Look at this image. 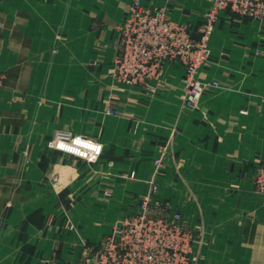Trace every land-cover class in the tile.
Returning <instances> with one entry per match:
<instances>
[{
	"label": "crops",
	"instance_id": "1",
	"mask_svg": "<svg viewBox=\"0 0 264 264\" xmlns=\"http://www.w3.org/2000/svg\"><path fill=\"white\" fill-rule=\"evenodd\" d=\"M131 1L0 0V58H14L4 63L12 80L3 89L29 90L18 104L35 106L25 117L16 106L6 110L0 97V264L78 260L129 216L153 180L165 196L175 187L192 224L204 219L212 232L235 234L238 247L212 253L209 264H264V203L252 182L255 162L264 157V19L221 13L198 73L211 84L188 108L179 62L165 63L147 87L114 79L117 24ZM142 3L166 7L198 36L212 2ZM24 43L37 64L16 61ZM95 55L104 62L89 69ZM73 135L99 140L101 157L88 162L48 145ZM173 145L179 170L166 156L169 168L158 171L155 159ZM187 186L195 198L189 204ZM197 201L207 213H199ZM245 203L254 210L241 211ZM245 216L248 227L231 220ZM258 230L255 252L247 254L242 234Z\"/></svg>",
	"mask_w": 264,
	"mask_h": 264
},
{
	"label": "rangeland",
	"instance_id": "2",
	"mask_svg": "<svg viewBox=\"0 0 264 264\" xmlns=\"http://www.w3.org/2000/svg\"><path fill=\"white\" fill-rule=\"evenodd\" d=\"M132 2L133 0L131 1L128 8L124 12L122 19L117 24L118 37L114 45L116 47V55L114 57V67H113V77L115 80H117L115 77L116 61L118 60V58L122 53L121 50V39L123 32L122 27L124 26L125 18L131 9ZM205 18H206V14H205ZM203 24L198 31L199 34L198 36L193 33L196 40H198V42H201L200 39H202L203 36V32L201 30ZM92 25L94 27L96 24L93 23ZM210 40L208 42V48H209ZM100 44L101 43L98 42V44L96 43L94 45L96 54L99 53L98 49H100L101 47ZM23 48L26 49L24 51L21 50L22 55L19 56V58H16V61L19 62V59H21V62L26 66L29 65V61L34 64H37L38 62H35L37 61V59L36 58L34 59V57H31L29 54L28 43H24ZM13 59H14L13 56L9 58H0V62H2V64L4 65V69L0 68V97L4 96L6 99V104L4 106L6 110L16 106L17 108L20 109L22 116L26 117L28 116L30 109L35 106L29 103H21L20 105L18 103L21 100H23L24 102L25 97L27 98L30 95V91L26 89V90H22V92L19 90H16V92H14L15 91L14 89H9V88L3 89L6 86L7 80L8 81L12 80L10 79V73L8 69L9 67H7L9 66V64L8 63L4 64V63L7 62L8 60H13ZM101 62H104L103 57H100V55L99 56L95 55V57H92L89 60H87L86 64L89 67V69H92L95 66L101 65ZM2 64L0 63V66ZM25 75L26 74L24 73L23 76ZM26 77L29 80L31 74L29 76L26 75ZM184 78H185V74L183 77L181 98L183 101V105L190 108L184 101V97H183ZM197 78H198V74H197ZM135 86L147 87L148 85L136 84ZM109 112L117 113V109L111 107ZM76 136H83V135H73L72 137H76ZM55 140L56 137L51 138L48 145L52 148L57 149L55 146L52 145V142H54ZM171 148L172 149L170 151L169 150L164 151V153H161L155 159V165L158 171H162L165 168L166 169L169 168L170 164L168 162H165L166 156H170V163L173 165V167L176 164L175 169L179 170L180 159H177L179 155L174 153L173 151L174 145L171 146ZM175 160L177 161L175 162ZM263 161H264V157L257 159V161L255 162L256 164L253 169L252 182H253L254 192L258 195L259 199L262 200L264 203V194L260 191L256 179L259 166L262 164ZM171 171L173 170L171 169ZM133 176H135V173ZM236 188L237 185L230 186L231 190ZM174 189L175 187H173L172 193L165 196V194L161 192L162 191L161 184L156 180L151 181L149 192L145 194H141L140 196L137 197V199L134 202V210L129 214V216L126 219H124L121 223H119L115 227L116 229L114 231L105 235L99 244L88 245L85 247L86 250L92 247L90 250H88V252H91L92 254L87 255V257H90L91 259L90 263L112 264L111 263L112 260H108L109 259L108 257L111 256L110 259L112 257H115L117 260L116 262L120 264H209L207 259H209L208 256H211L212 253L215 252L218 257V255H221L222 254L221 252L226 248L229 249L230 247H232L231 249H233L238 247L239 243L235 244L232 239V237L233 238L235 237V234H226V233L222 234L221 232H212L210 231L211 229L209 230L208 228L207 229L205 228L206 223L204 222V219H202L198 224H192L190 222L191 218L189 217V213H188L192 211L188 209H183V204L179 202L180 198H177ZM185 196L186 197L184 198L186 199L184 202L188 204L191 200L195 199L193 192L190 189V186H187L185 190ZM197 204L199 207V213L203 215V212H206V208H204L203 205L200 206L199 202ZM244 209H245L244 212H252L254 210L253 208H250V205L248 203H245V207H243L241 211H243ZM216 212L218 211L216 210ZM203 217L204 216H202V218ZM231 220L240 221V222L245 220L246 227H248V225L251 224L249 223L250 216H245V218L233 217L231 218ZM214 223L217 224L220 223V221L218 219L217 220L215 219ZM259 231L260 230L256 231L255 233H246L245 235L242 234V236L245 237L244 248L246 249L247 254H251L255 252L254 248L251 247V243L253 242L254 238H256L257 235H258L257 238H259L260 236ZM106 240L108 241L112 240L113 243H116V248L112 249L111 251L105 249V246L108 247ZM83 252L84 249L82 250V253L79 256V259L84 258ZM227 259L229 258L227 257ZM219 264H221V262Z\"/></svg>",
	"mask_w": 264,
	"mask_h": 264
},
{
	"label": "built area",
	"instance_id": "3",
	"mask_svg": "<svg viewBox=\"0 0 264 264\" xmlns=\"http://www.w3.org/2000/svg\"><path fill=\"white\" fill-rule=\"evenodd\" d=\"M211 2L201 28L203 36L201 42H198L188 25L175 22L169 16L166 7L147 6L142 0H133L122 27V53L115 65L116 79L130 85H149L151 79L161 75L165 63L179 62L186 70L184 101L190 108L197 107L204 90L211 84L199 80L197 74L209 59L208 42L221 13L231 12L239 18L264 19V0H211ZM212 84L217 85L218 82L213 81ZM52 145L88 162H96L103 152V144L100 141L84 136L59 137ZM256 179L260 191L264 194V161L259 166ZM106 242L108 247L105 246V249L108 251L116 248V243L112 240ZM88 250L84 249V258L70 264H91V259L87 255L92 253ZM110 257L108 260H112V264H120L116 262L115 257L111 259Z\"/></svg>",
	"mask_w": 264,
	"mask_h": 264
}]
</instances>
